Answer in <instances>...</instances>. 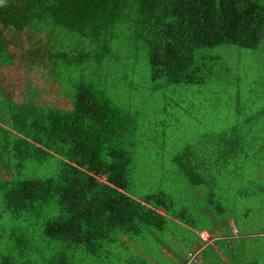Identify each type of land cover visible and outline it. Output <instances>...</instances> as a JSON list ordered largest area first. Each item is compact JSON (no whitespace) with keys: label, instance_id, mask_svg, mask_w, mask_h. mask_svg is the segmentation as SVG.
Returning <instances> with one entry per match:
<instances>
[{"label":"trees","instance_id":"1","mask_svg":"<svg viewBox=\"0 0 264 264\" xmlns=\"http://www.w3.org/2000/svg\"><path fill=\"white\" fill-rule=\"evenodd\" d=\"M123 24L147 47L154 83L203 85L208 64L221 59L197 58V51L220 46L258 51L264 46L259 0H0V69L15 66L11 48H17L21 34L33 32L44 36L46 44L29 55L50 66L58 81L62 69L74 81L66 109L20 103L2 91L8 120L1 122L10 131L1 133L0 264H22L27 249L24 234L7 232L5 220L41 224L43 236L60 248L50 264H70L66 251L78 249L105 255L115 232L139 236L143 228L165 229L167 196H132L129 155L112 141L119 128L113 110L91 83L77 84L74 78L95 73L94 63L110 57L116 27ZM222 139L237 146L236 138ZM189 153L175 160L191 184L201 186V163L183 161ZM50 159L60 162L55 177L24 178L34 171L30 162L40 168ZM49 208L56 210L55 217L45 218ZM4 239L15 242L17 251L3 256ZM24 264L30 263L24 259Z\"/></svg>","mask_w":264,"mask_h":264},{"label":"rangeland","instance_id":"2","mask_svg":"<svg viewBox=\"0 0 264 264\" xmlns=\"http://www.w3.org/2000/svg\"><path fill=\"white\" fill-rule=\"evenodd\" d=\"M259 3L264 5V0ZM115 33L110 57L94 63L95 73L80 72L74 78L77 84L91 83L105 95L119 123L112 141L130 158V192L136 200L165 194L170 204L164 212L167 224L161 232L143 228L139 236L115 232L105 255L94 257L82 249L66 251L68 262L175 264L169 250L185 259L193 251L190 239L196 243L200 232L205 243L211 242L221 228L227 231L229 218L244 235L264 234V46L258 51L231 46L199 50L197 58L221 59L206 67V83L171 85L151 80L147 47L135 40L127 24L116 27ZM44 44L42 35L21 34L17 48H11L16 54L15 66L0 69V150L1 133L10 131V126L1 122L8 120L3 90L20 103L62 109L71 106L66 93L74 92V81L69 73L62 69L58 81L50 66L29 55ZM225 136L238 139L237 146L232 148L231 139H222ZM187 149L190 153L183 161L187 165L201 163V186H193L175 160ZM47 162L40 168L30 162L34 171L24 178L55 177L60 162ZM206 208L214 219L208 218ZM55 211L46 209L45 218L55 217ZM4 224L7 232L24 234L21 238L27 249L25 253L19 249L24 254L22 264L24 259L30 264H50L58 255L59 246L43 236L41 224L15 220ZM192 225L198 231L193 236ZM230 243L226 240L208 246V264L220 263L214 261L222 254L216 248H221L228 260L230 249L238 248L243 254L239 264H264V236L231 247ZM2 249L5 256L18 248L4 239Z\"/></svg>","mask_w":264,"mask_h":264},{"label":"crops","instance_id":"3","mask_svg":"<svg viewBox=\"0 0 264 264\" xmlns=\"http://www.w3.org/2000/svg\"><path fill=\"white\" fill-rule=\"evenodd\" d=\"M0 88H1V86H0ZM2 97H3V95H2ZM206 211L209 212L208 218H210V220H211V216H212V218L214 219L213 215L211 214V212L207 208H206ZM229 221H230V225L226 226L227 231L224 232L223 231L224 228L220 227L221 229L219 231H217L216 234L212 235L213 239H211V242L205 243V241L202 240L203 235H201L200 232H199L198 241L196 243H194L192 241V239H190V243H192V245H193V251L188 252L185 256V259H181L175 252L173 253L171 250H169V252L171 253V255H170L171 258L173 257V254H174L175 264H187L190 261V258L188 256L189 254H193L196 256L197 263H194V264H208V254H207L208 246H211L212 244L217 243V242H225L227 240V241L231 242L229 245L231 247V245H234L236 243L241 244L243 242V240H251V239H255L256 237L264 236V234L258 235L255 233H248V234L244 235L243 233L239 232L238 228L234 224V221H231V218H229ZM196 228L197 227L195 225L191 226L192 236L198 232L196 230ZM206 228L207 227H204L203 229H201L202 233L204 232V229L206 231ZM173 242H174V244H177V241L175 239H173ZM194 246H195V248H194ZM216 249L218 250V254L222 253L221 255H217L214 259L215 262H220L217 264H239L243 259V254H241V252H239V251H236L238 248L236 250L230 249L232 254L231 255L229 254V256H230L229 260L226 258L225 254L221 250V248H216ZM226 252H228V251H226ZM218 260H221L224 262H221ZM226 260H228V261H226Z\"/></svg>","mask_w":264,"mask_h":264},{"label":"built area","instance_id":"4","mask_svg":"<svg viewBox=\"0 0 264 264\" xmlns=\"http://www.w3.org/2000/svg\"><path fill=\"white\" fill-rule=\"evenodd\" d=\"M189 258H190V261L187 263V264H194V263H197V259H196V256L193 255V254H189L188 255Z\"/></svg>","mask_w":264,"mask_h":264}]
</instances>
